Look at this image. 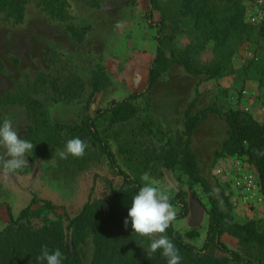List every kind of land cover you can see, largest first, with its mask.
Returning a JSON list of instances; mask_svg holds the SVG:
<instances>
[{
    "label": "rangeland",
    "instance_id": "obj_1",
    "mask_svg": "<svg viewBox=\"0 0 264 264\" xmlns=\"http://www.w3.org/2000/svg\"><path fill=\"white\" fill-rule=\"evenodd\" d=\"M206 2L219 17L221 27L228 25L235 0ZM178 5V0H159L155 14L157 19H164L163 50L172 63L152 90L134 101L137 116L114 126L107 119L100 120L97 127L123 170L140 179L143 173H150L157 186L170 197L181 192L188 204V214L173 220V227L181 234L196 231L198 236L186 241L200 248L208 226V199L199 185L189 189L185 175L164 169L156 160L155 151L164 137L176 142L180 139L181 147L185 145L184 112L197 97L191 112L195 127L187 149L195 156L200 175L219 201L221 211L235 222L253 220L264 229V195L255 166L245 157L222 153L227 138L224 114L229 109L241 110L262 123L264 91L257 79H247L244 74L220 78L205 73L191 75L174 62L177 57L188 56L195 67L202 68L214 63L219 54L216 44L203 42L193 30V21L179 14ZM243 6L244 21L253 27L252 33L249 39L243 38L233 46L229 61L235 70L249 65L251 72L257 63L264 62V39L258 30L264 20V0H245ZM148 7L149 0H25L22 20L1 13L0 125L9 119L21 138L27 132L30 121L26 97L20 106L3 103V97L18 89L29 97L35 90L43 91L44 95L39 96L43 98L42 115L50 125L61 127L80 125L97 109L143 90L147 81H141V73L148 69L157 45L156 29L146 20ZM255 13L263 20L251 24L249 16ZM44 76L55 79H44L48 82L46 87L35 85ZM68 76L78 79H66ZM73 80L81 85L75 87V81L71 85L73 91L80 93L78 98L56 102L60 96L53 93L51 82L64 87ZM211 108L218 112L210 111ZM51 129L57 138H53L43 157L35 158L31 151L26 154L29 167L7 176L0 173V233L9 224L7 209L16 219L33 197L57 207L51 213L42 210L41 204L35 205L36 213L29 220L36 224L46 218L56 220L64 214L74 217L85 202L109 194L110 184L117 187L121 183L98 145L89 139H83L89 145L83 157L69 155L62 159L57 149L63 151L66 142L75 137L65 128ZM247 175L254 180L250 192L236 184ZM227 202L230 210L226 208ZM222 241L230 250L238 249L237 239L224 235ZM81 249L83 264H88L92 257L91 235ZM213 254L223 256L217 251Z\"/></svg>",
    "mask_w": 264,
    "mask_h": 264
},
{
    "label": "trees",
    "instance_id": "obj_2",
    "mask_svg": "<svg viewBox=\"0 0 264 264\" xmlns=\"http://www.w3.org/2000/svg\"><path fill=\"white\" fill-rule=\"evenodd\" d=\"M178 1L179 14L184 18L191 19L193 30L198 33L200 39L206 43L214 42L217 49L219 48V54L214 63L202 68L195 67L192 59L188 56L177 57L174 62L181 65L191 75L205 73L209 77L220 78L244 74L247 79H257L264 91V62L257 63L256 69L250 72L249 65L242 70H235L229 61L234 53L233 46H236L243 38L249 39L252 33L253 27L244 21L243 2L245 0H235L234 11L228 18V25L225 27H221L219 17L208 6L206 0ZM24 2L25 0H0V14L6 12L9 16H15L16 20H22ZM158 5L159 0H149L146 13L149 26L156 29L157 45L144 89L131 93L121 100L112 101L103 109H97L93 116L87 117L80 125L62 126L74 137H79L81 140L86 138L98 145L107 158L110 169L121 179L120 185L116 187L110 184L109 194L95 200H88L74 217L64 214L56 220L46 218L41 223L32 224L29 219L36 213L33 208L35 205L41 204L42 210L51 213L57 209L52 202L38 200L34 197L21 210L16 219L12 217L8 208L9 224L0 233V264H46V261L37 259L44 245H47L50 252L55 249L61 251V264H83L81 247L88 235H91L92 244V257L88 264H167L162 250H157L155 253L149 252L150 237L133 233L131 222L127 229L124 227L123 221L127 218L131 199L143 186V182L120 167L109 143L101 136L97 127L98 121L104 119H107L112 126L134 119L138 113L134 101L150 92L159 77L172 63L163 50L162 32L165 25L163 17L156 18L155 13L159 10ZM258 30L264 39V20ZM51 77L44 76L35 85L46 87L48 82L44 79H55L53 76ZM57 79H61V77H57ZM66 79L78 78L68 76ZM74 81L68 82V85L64 87L60 84L56 85L55 81L51 82L53 93L60 96L56 102H71L78 98L80 93L73 91L74 87H72ZM76 86L81 87L78 80ZM17 91L13 93L10 91L3 97V103L20 106L22 99L26 97L30 125L26 128L27 132L23 139L34 145L32 151L36 154L35 158L43 157L50 149L53 138H57L51 128L53 130H62L63 128L59 125H50L47 118L42 115L41 99L43 98L40 99L39 96L44 95L43 91L35 90L30 97L21 89ZM196 102L197 97L184 112L186 119L184 135L187 137L185 145L183 144L184 146L181 147L180 139L176 142L164 137L162 145L155 151L157 152L155 158L160 161L164 169L185 175L189 189L196 185L203 189L210 204V208L206 210L208 215L207 231L200 248L186 241V238L197 237L196 231L191 230L181 234L171 223L165 235L179 250L180 264H228L230 261L240 264H264V229L260 228L259 223L253 220L242 224L235 222L228 213L220 210L219 201L200 175L195 156L187 149L189 137L195 127V118L191 112ZM210 111L218 112L215 108H211ZM42 116L43 119H40ZM224 118L227 125V138L222 144V153L229 157H245L252 163L258 172L264 195V155L258 154V152L264 153V120L262 123H258L248 112L233 109H229L224 114ZM170 198V202L174 206L179 205L180 209L174 220L185 218L188 214V204L181 197V192ZM199 203L203 206L201 201ZM230 207L231 205L227 202V210H230ZM224 234L237 239V250H230L222 241ZM214 251L223 254V256H216L213 254Z\"/></svg>",
    "mask_w": 264,
    "mask_h": 264
},
{
    "label": "clouds",
    "instance_id": "obj_3",
    "mask_svg": "<svg viewBox=\"0 0 264 264\" xmlns=\"http://www.w3.org/2000/svg\"><path fill=\"white\" fill-rule=\"evenodd\" d=\"M89 145L79 137L69 139L64 150L57 149L62 159L69 155L83 157ZM34 145L21 138L20 133L13 127L11 120L4 119L0 125V173L7 176L18 170L29 167L26 154L31 152ZM257 151V150H254ZM264 155V153H259ZM144 182L131 199V207L127 218L123 221L127 229L129 222L133 233L150 237L149 252L155 253L162 250V255L167 259V264H180L181 256L174 243L165 235L175 219L179 205L170 202V196L162 191L158 182L145 172L141 176ZM46 264H61L62 253L59 249L49 251L47 245L42 246L41 254L37 257Z\"/></svg>",
    "mask_w": 264,
    "mask_h": 264
},
{
    "label": "built area",
    "instance_id": "obj_4",
    "mask_svg": "<svg viewBox=\"0 0 264 264\" xmlns=\"http://www.w3.org/2000/svg\"><path fill=\"white\" fill-rule=\"evenodd\" d=\"M263 20V17L259 13H255L249 16V22L251 24L260 23ZM254 180L250 175L244 176L236 184L241 187L243 190L250 192L254 188Z\"/></svg>",
    "mask_w": 264,
    "mask_h": 264
},
{
    "label": "crops",
    "instance_id": "obj_5",
    "mask_svg": "<svg viewBox=\"0 0 264 264\" xmlns=\"http://www.w3.org/2000/svg\"><path fill=\"white\" fill-rule=\"evenodd\" d=\"M156 51V50H155ZM154 55H155V53H154ZM154 55H152V57L154 58ZM153 58H152V60H153ZM152 62V61H151ZM151 64V63H150ZM149 67H150V65L148 66V69L146 70V72H143L142 71V73H141V77H140V79H141V81L143 82V83H145L146 81H147V78H148V71H149ZM144 77H146V79H144ZM224 235H226V234H224ZM223 235V236H224ZM222 236V237H223ZM229 236V235H228ZM230 238H231V236H230Z\"/></svg>",
    "mask_w": 264,
    "mask_h": 264
}]
</instances>
